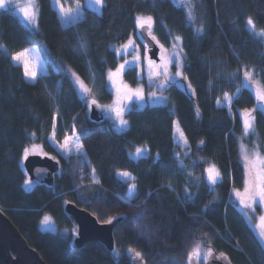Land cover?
Segmentation results:
<instances>
[{
  "label": "trees",
  "instance_id": "1",
  "mask_svg": "<svg viewBox=\"0 0 264 264\" xmlns=\"http://www.w3.org/2000/svg\"><path fill=\"white\" fill-rule=\"evenodd\" d=\"M37 4V28H30L11 8L0 9V206L29 243L48 264H132L129 249L141 252L148 264H187L197 245L227 253L234 264H264V246L232 193L244 187L246 178L239 148L242 112L257 104L252 90L242 86L243 70H254L264 89V40L245 24L251 17L264 28V0H194V21L173 0H105L102 14L86 8L84 16L69 25L62 24L51 0ZM139 15L153 18L154 33L166 47L181 37L184 82L191 83L195 95L169 86L167 103L145 104L126 113L130 120L126 130H117L107 118L91 119L70 76L51 61L47 74L29 81L12 59L31 45H47L51 57L71 66L93 96L109 102L113 93L107 73L121 60L112 45L137 36ZM201 25L204 31L198 33ZM137 74L136 67L127 68L124 78L137 85ZM225 93L233 97L231 106L224 103ZM253 115L264 153V112L256 108ZM54 117L55 137L62 140L74 128L87 161L81 154L60 155L50 139ZM176 118L191 147L182 159L183 170L174 155ZM34 142L60 157L53 185L24 183L29 179L22 164L24 149ZM140 146L149 154L134 159L131 152ZM209 163L222 177L211 192L205 172ZM117 171L135 177L133 204L119 199L128 182L120 180ZM185 188L194 194L192 200L185 198ZM68 200L88 208L100 221L127 214L115 228L114 250L101 241L71 247L76 223L65 211ZM45 214L54 218V231L41 228Z\"/></svg>",
  "mask_w": 264,
  "mask_h": 264
},
{
  "label": "rangeland",
  "instance_id": "2",
  "mask_svg": "<svg viewBox=\"0 0 264 264\" xmlns=\"http://www.w3.org/2000/svg\"><path fill=\"white\" fill-rule=\"evenodd\" d=\"M173 1L176 4L181 5L178 2V0H173ZM51 3H52V6L56 9V11L58 13V16H59V18H60V20H61L63 25H66V24L61 19V15H60V7L61 6L64 9H68V8L75 9L77 3H79L81 5L82 17L84 16L86 8H90V9L95 10L94 7H89L88 6V0H59V4H57L56 0H51ZM193 3H194V0H193ZM4 8H11V10L13 12H15L17 15H19L30 28H37V26H38V13H39L37 0H6V7H4ZM0 9H3V8H0ZM185 9L187 10L186 7H185ZM22 10H27L29 13H34V21L30 22L29 19H27L25 17L24 12ZM143 16L147 17V15H143ZM70 24H72V23H70ZM67 25H69V24H67ZM137 29L139 30L140 28H137ZM259 30L260 29L256 26V31L258 32ZM151 36L152 37L154 36L156 38V40H158L156 35H155V33H154L153 24H152V29H151ZM130 38L133 41V43L131 45H129V43H128L129 39L127 41H125V42L114 43L112 45L113 48L116 50V52H117V50H119V53L117 52L118 56L121 58L119 65L123 64L125 60H128L129 62H132L133 61V57H135L137 55L140 57V60L137 62V66H136L137 73L140 74V75H138L139 83L137 85H131L124 78V73L125 72L122 74V76L116 78L117 79V87L120 88L119 95L121 97L126 96L127 94H129L130 91H135L138 88H142L143 89V93H144V99L143 100L136 99L135 97L131 101L121 100L120 106H126V110H125V112L123 114V119L128 121V125L126 127H120L119 126V120L117 119V117L115 115V111H113V109H115L118 106L117 103H116V101H117V92H116L114 87L108 86L110 91L113 93V98L109 102H101L98 98H96L92 94H91V96L87 97V101L89 103H90V101L92 99H95V100L99 101L100 106H110V108H107V109L106 108H102V111L104 113V118L109 119L112 122L113 126L119 131L126 130L129 127L130 120L127 117L126 113L131 108L142 107L145 104H164V103H167L168 100H169V96H168V93H167V88L169 86H167V87H165L163 89L157 88L155 86V84H153V83H151L149 81V76L150 75L154 76L155 73H157V72H161V73L163 72L164 69H163V66H162L161 57L164 56V55H171L173 53V45L171 47H166L165 45H163L158 40L159 41V46L163 45V49L160 48V52H159L160 59L159 60H155V59H153V58H151L149 56V53L147 52V49H145V47L143 46L144 45V41L139 39L138 35L137 36L132 35ZM173 44L180 45V47L177 48L176 50L180 51L182 49V58H183V64H184L185 63V50L183 49L181 40L180 41H175ZM126 45L128 46L127 47V51H125V47H124ZM45 46H43V45H31V46L25 48V49H28L27 52L24 51L25 49L17 52V53H22L23 54L21 61H19V62L15 61V60L14 61L17 64L21 65L23 70H24L23 60L27 59L30 62L31 65L35 66V69L37 71V78L48 73V71H49L48 62L49 61H51L52 64L56 68H59V69L61 68L63 71L68 69V70H70L71 73H75V75L77 77H79L78 74L76 73V71L71 66L63 65L59 61H57L55 58L51 57L52 56L51 55L52 54L51 50L49 49V47L47 45H45ZM165 50H167V51L165 52ZM17 53H15L13 55V57ZM46 57H51L52 59H48ZM146 57L150 58V59H153L155 61V64L152 65L151 68H149V66L147 64ZM158 66H160V67H158ZM110 70L114 72L116 69H110ZM167 70H168V72L170 74H175V72L177 71V68L173 64H169ZM181 71L183 72V68L181 69ZM37 78L35 80H37ZM156 79H157V81H163L165 79V77L161 74ZM28 80L29 81H35V80H31V79H28ZM243 80H244V77H243ZM72 81H73V79H72ZM73 83H74V81H73ZM248 83L250 84V87H248V88H250L252 90V92L254 93L255 97H256L257 91H264V89H263V87L261 85L260 79L258 77H256L254 74H253L252 80L249 81ZM107 85H108V80H107ZM87 87L90 88L89 86H87ZM76 89H77V87H76ZM77 91H78V89H77ZM152 92H155L156 96L150 95V93H152ZM78 93H79V91H78ZM79 95L81 96L80 93H79ZM224 103L227 104V101L225 100ZM220 104H222V102ZM258 104H259V102L257 100V104H256V106L253 109L245 110V111L242 112L243 113V119L244 120L248 119L251 122V124H252V128L249 130L247 135L243 131V134L239 136L240 156H241L242 162H243L244 167H245L246 178H245L244 187L241 188V189H234L232 193H233V199L235 200V202L237 203L239 209L242 211V213L244 214L246 220L248 221V223L252 227L253 231L255 232L257 237L259 238V236H258L259 228L257 227V225L260 223L259 217L260 216H264V206H260L259 205V197L256 198V201H257L256 203H252V201L249 199L250 193L252 191L258 190V188H259V186L261 184V179L264 178V153H263V151L261 149L260 139H259L258 134L256 132L255 119H252L254 117V115H253L254 109L259 108ZM88 109H89V107H88ZM89 112H90V109H89ZM177 129L182 130L181 125L179 123V120L176 118L175 121H174V138H175L176 143H177V139L176 138L179 135V132L177 131ZM56 130H57V127L55 128V135H56ZM73 132H75V137L78 138V139L75 140V143H79V144L82 145L80 137L76 133L74 128L71 131H67L66 136H69V137L73 136ZM63 142H64V138L62 140H58L56 137H55V143H53V141H52V143L57 147V150L59 151L61 156H64L65 158H67L71 154H76L75 152H73V153H70L68 156H65V154L58 147V145L62 144ZM73 146H74L73 143L70 142V147H73ZM27 148L29 149V153L30 154L31 153H36V154L43 155L42 153H46L47 155H50L53 158L60 159V157L58 155L48 153L41 143L34 142ZM145 148L146 147H143V146L136 147L131 152V156L134 159H138L140 157L147 156L149 154V149H147V148L146 149L148 151H147V153L145 155H141L139 157H137V155H136L137 149H145ZM185 151H187V150L184 149L183 147H178L176 149V153H180V157H179L180 160H182L183 158L186 157L184 155ZM83 153L85 154L84 147H83ZM245 154H247V161L244 160V155ZM201 158H202V160H201ZM201 158H200V161H206V158H204V157H201ZM23 159H24V156H23ZM22 164H23V161H22ZM211 165H214V164L209 163L207 168L209 166H211ZM90 168L92 169V168H94V166L92 164H90ZM215 168L217 169L216 166H215ZM119 172H127V171H117L116 175ZM91 173H92V171H91ZM92 177H93L94 181L97 180L96 172L92 173ZM117 177L120 180L123 181L122 177H120L119 175H117ZM131 183H133V180H129L128 181V184H131ZM246 188L248 189L247 192H246ZM237 191H239V193L241 194L242 198H244L248 203L252 204V207L244 208L240 204V202H239L240 198L236 196V192ZM214 198L215 199L218 198V192L217 191H215ZM126 203L133 204L134 201L131 200L130 202H126ZM106 214H109V213H106ZM45 216H48L50 218L51 223L48 224V225H45V224L42 223V221H43ZM44 217L41 220V224H40L41 228L44 229V230H53L54 231L56 229V224H55V221H54V218L52 217V215L51 214H45ZM77 228L78 227H77V224H76V226L73 228V231L74 232L77 231ZM259 240H260V238H259ZM194 251H195V249L192 250L190 253L194 254ZM207 252H208V249L200 248L201 255H200L199 258H197L199 263L203 264V262L205 261L204 255ZM134 253H135V251L132 252V255Z\"/></svg>",
  "mask_w": 264,
  "mask_h": 264
},
{
  "label": "snow or ice",
  "instance_id": "3",
  "mask_svg": "<svg viewBox=\"0 0 264 264\" xmlns=\"http://www.w3.org/2000/svg\"><path fill=\"white\" fill-rule=\"evenodd\" d=\"M57 4H59V0H56ZM178 2L187 8V19L189 21H194L195 20V16H194V10H195V4L193 3V0H178ZM88 6L89 7H94L95 11H97L98 13L102 14V9L105 6V0H88ZM6 7V0H0V8H4ZM24 12V15L27 19H29L30 22L34 21V13H29L27 10H22ZM60 15H61V19L63 20V22L67 25V24H74L77 20L82 18V12H81V5L79 3H77L76 8H68V9H64L62 6L60 7ZM136 26L137 28L143 29L145 26H147L148 30H149V35H151V29H152V24H153V18L151 16H143V15H139L136 17ZM245 27L248 29L249 32L254 33L255 36L260 37L262 40H264V28L260 29L258 32L256 31V25L253 21V19L251 17H249L246 20V24ZM196 31L198 33H202L204 31L203 29V25H201L198 29H196ZM138 38L141 39L142 41H144V47L145 49L148 48V44L150 43V41H145L144 38V34L143 32H139L138 34ZM153 40H155L156 44H159V41L156 40V38L153 36L152 37ZM175 41H180L181 37L176 36L173 38ZM129 45H131L133 43L132 39L129 38ZM125 47V51H127V45L124 46ZM153 47H155V45H153ZM180 45L178 44H173V53L171 55H164L161 57L162 60V66H163V72H157L155 73V75H150L149 76V81L153 84H155V86L157 88H165L167 86H176V87H180L182 89H184L185 91H188L190 95H195V89H192L191 83H185L184 81L187 80V77H184L183 72L181 71V69L184 67L183 64V58H182V49L180 51H177L176 49L179 48ZM160 48L163 49V45H160ZM25 52L28 51V49L24 50ZM167 50H165L166 52ZM117 52L119 53V50H117ZM23 54L22 53H17L12 59L19 62L22 59ZM48 59H52L51 57H46ZM147 64L149 66V68H151L152 65L155 64V61L153 59L147 58ZM140 60V57L137 55L135 57H133V61L129 62L128 60H125L123 64H120L116 70L113 72L111 70L108 71L107 73V80H108V86L110 87H114L116 92H117V107L115 109H113V111H115V115L117 117V119L119 120V126L120 127H126L128 125V121L123 119V114L126 110V106H120L121 104V100H126V101H131L134 97L136 99L139 100H143L144 99V93H143V89L142 88H138L135 91H130L129 94H127L126 96L121 97L119 95L120 92V88L117 87V77L122 76V74L125 72L126 68H131V70L135 71V67L137 66V62ZM23 64H24V76L27 77L28 79L31 80H35L37 78V71L35 69V66L31 65L30 62L27 59L23 60ZM169 64H173L176 68L177 71L175 72V74H170L167 70L168 65ZM160 67V66H158ZM69 75L70 78L73 79L74 81V85L77 87L79 93L81 94V96H83L85 98V101L87 103V106L89 107V109L91 110L93 105H97V101L95 99H92L90 101V103L87 101V97L91 96V89L88 88L83 81H81L79 79V77H77L75 75V73H71L70 70L66 69L65 70ZM163 75L165 77V79L163 81H157V77L160 75ZM239 74V71L237 73H233L231 78L227 80L228 83H233L236 76ZM254 74V70L251 69H244L243 70V77L244 80L242 81V86L243 87H250V84L248 83L249 81L252 80ZM137 75H140L139 73ZM183 78V79H181ZM239 91V89H238ZM150 95L152 96H156L155 92L150 93ZM227 104L229 106H231V102L233 97L230 96L228 93L224 94ZM256 98L259 102L258 107L259 110L261 112H264V91H257L256 93ZM217 103H220V101H217ZM97 107H101V108H110V106H100L97 105ZM198 114V112H197ZM254 119V117L252 118ZM55 117L53 118V132L51 134L50 139L53 141V143H55ZM252 128V124L248 119L244 120V132L247 135L249 130ZM177 131L179 132V135L177 136V146L178 147H183L184 149H186L187 151L184 152V155L187 156L189 155L190 151H191V147L188 143L187 137L184 136V133L182 130L177 129ZM78 139L75 137V132H73V136L69 137V136H65L64 137V142L62 144H59L58 147L61 149V151L65 154V156H68L70 153L75 152L76 154H81L84 157V161H87V156L86 154L83 153V145L79 144V143H75V140ZM70 142L73 143V147H70ZM205 142L203 140H201L199 142L200 145H203ZM147 149H137L136 155L137 157L141 156V155H145L147 153ZM29 149L25 148L24 149V159H27L29 156ZM43 155H47L46 153H42ZM174 155L177 157V163H178V167L180 168V170H183L186 166L183 163V160H180V153H174ZM54 159V158H53ZM202 160V158H201ZM244 160L247 161V154L244 155ZM194 162L195 163H198ZM39 171V170H38ZM92 173H95V169L92 168L91 169ZM206 172V181H207V185H208V189L209 191H214V186L222 179L221 174L219 172V170H217L215 168L214 165L209 166L208 168L205 169ZM117 175H119L120 177L123 178V182L125 184H127V182L129 180H134L135 177L132 176L131 173L129 172H119L117 173ZM189 178L191 177V173H187L186 174ZM24 183L26 185L31 184V180H25ZM96 183H99L98 181H96ZM167 187H169L170 189L172 188L171 184H168ZM136 184L135 183H131L128 184L127 187V193L125 196L119 197V199L124 200L125 202H130L131 200H133L136 197ZM173 191L175 189H172ZM248 191V189L246 188V192ZM184 193H185V198L187 200H192L194 197V194L192 192H190L187 188L184 189ZM236 196L240 198V204L244 207V208H250L252 207V204L248 203L244 198L241 197V194L239 193V191L236 192ZM259 197V205L260 206H264V178L261 179V184L258 188V190L256 191H252L249 195V199L252 201V203H256V198ZM137 219H139L140 217L137 216ZM113 219H117L116 217L114 218H110L107 223H111ZM250 219V218H249ZM259 221L260 223L257 225V227L259 228V233L258 236L260 238L261 244L264 245V216H260L259 217ZM43 224L48 225L51 223L50 218L48 216H45L43 221ZM73 235H78V233H73ZM133 249H129L128 252L131 253L133 252ZM194 254L197 258L200 257L201 253H200V247L199 245H197ZM212 254V250L209 248L208 252L204 255V259L207 260L209 256H211ZM115 255H119V253H115ZM192 256L193 253H189L188 259L189 262H191L192 260ZM222 258V257H221ZM134 259H140L142 260V254L140 252H135V257ZM219 259V258H218Z\"/></svg>",
  "mask_w": 264,
  "mask_h": 264
},
{
  "label": "water",
  "instance_id": "4",
  "mask_svg": "<svg viewBox=\"0 0 264 264\" xmlns=\"http://www.w3.org/2000/svg\"><path fill=\"white\" fill-rule=\"evenodd\" d=\"M138 32H143L145 41H150L147 48L149 56L155 60H159L160 46L149 35L147 26L139 29ZM97 105H100L99 101H97ZM97 105L92 106L89 115L91 119L101 121L104 119V113L102 108L97 107ZM23 166L24 168L26 167L28 172L26 169L25 171L29 174V179L32 182L29 184V187H32L35 181L53 185L56 174L61 168V161L60 159H53L50 155L31 153L27 159H24ZM64 208L78 226L77 231H75L78 235H72L71 238L70 244L72 248L80 249L90 241H101L109 250H114V231L126 218V213L113 215L110 218L116 217L117 219H113L111 223H107L110 218L106 221H100L91 210L79 206L72 200L66 201ZM134 257L135 253L131 257L132 264H148L143 255L142 260L134 259ZM0 264H48L40 252L29 243L2 206H0ZM188 264L201 263H199L195 254H193L192 260L191 262L188 261ZM203 264H234V262L227 253H219L216 250H212L211 256Z\"/></svg>",
  "mask_w": 264,
  "mask_h": 264
}]
</instances>
